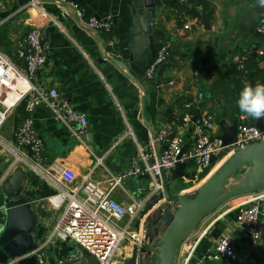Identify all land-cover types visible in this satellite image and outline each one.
Masks as SVG:
<instances>
[{
	"label": "crops",
	"instance_id": "crops-1",
	"mask_svg": "<svg viewBox=\"0 0 264 264\" xmlns=\"http://www.w3.org/2000/svg\"><path fill=\"white\" fill-rule=\"evenodd\" d=\"M29 1L7 0L6 7L0 9V49L20 65L22 61L17 55L20 38L32 26L47 22L44 17H32V11L27 9ZM169 1L156 0L150 41L141 20L146 10L144 0H66L61 2L69 11L66 17L61 15L57 0H44V7L61 26L55 23L44 26L48 31L45 43L48 61L39 71V83L56 87L60 97L88 116L86 144L75 139L46 105L37 106L31 117L45 142L46 158L62 160L76 173L78 181L90 177L107 185L113 176L121 177L138 156L139 147L146 148L151 133H157L172 122L176 123L175 127L166 140L159 143V148L177 135L185 137L186 149L191 148L193 123L183 124L172 118L187 113L199 93L204 94L201 113L213 117L215 133L223 135V127H232L236 122L255 124L259 120L240 111L237 100L245 84H264V59L256 54L257 49L264 47V34L257 30L264 20V0H195L190 4L192 13L185 16L179 15ZM71 3H75L86 17L109 19L111 29L96 30L85 26ZM203 17L211 29L205 27ZM185 23L190 27L186 29ZM162 41L170 43V55L159 66L154 76L157 81L153 82L154 79H148L145 73ZM104 43L108 46V55L119 63L104 57ZM240 56L253 58L255 62L247 82L240 77ZM99 58L106 62H100ZM172 79L178 81L177 86L169 84ZM15 116L20 120L14 113L3 128V133L11 140L16 128ZM60 146L66 147V156L57 151ZM238 153L227 148L207 170L199 169L191 161L185 168L190 177L174 178L169 172L166 180L170 191L173 189L186 201L188 194L194 191L203 194L220 173L238 159ZM0 158L4 168H8V155L0 152ZM26 174L25 194L33 198L37 214L35 230L31 233L39 248L37 252L43 253L49 264L51 260L72 256L76 252L74 243L60 241L53 234L63 208L53 207L47 197L59 188L35 172L26 171ZM160 181L159 188H163L164 196L158 202L153 196L159 194V188L153 187L149 175L123 178L113 192L114 198L126 206L131 203V197L145 201L141 218L134 223L144 231L143 264H161L170 231L187 206L183 202L173 210L172 202H166L163 179ZM164 202L168 205L164 206ZM162 205L164 207L160 208ZM220 212L215 211L206 218ZM216 227L221 233L228 232L238 250L252 262L264 264V241L251 245L245 230L235 224L233 215L224 217ZM216 239L211 233L200 243L195 257L202 260L201 264H231L215 252ZM132 255L133 249L126 242L113 264H131ZM65 263L90 264L88 258Z\"/></svg>",
	"mask_w": 264,
	"mask_h": 264
},
{
	"label": "built area",
	"instance_id": "built-area-1",
	"mask_svg": "<svg viewBox=\"0 0 264 264\" xmlns=\"http://www.w3.org/2000/svg\"><path fill=\"white\" fill-rule=\"evenodd\" d=\"M66 0H57L61 15L69 14L65 8ZM188 2V0H180ZM44 0H30L27 9L32 11V17H44L47 23L61 26L58 19L43 5ZM7 0H0V9L6 7ZM66 4V3H65ZM77 15L82 23L96 30H110L112 22L96 16L86 17L75 4ZM41 26L35 25L23 35L18 42L17 55L22 61L18 64L0 49V152L8 155L9 167L0 177V188L10 175V169L22 166L24 170L35 172L46 180H50L59 190L48 196L47 201L55 208H63L53 230L55 238L60 241H72L76 252L60 259L62 264L71 260L88 258L86 252L94 255L99 264H113L114 258L124 245L133 249L131 264H143L145 256L144 231L134 223L141 218L145 201L131 197V203L124 205L114 198L113 192L120 185V180L126 177L149 175L154 188H159L162 171L170 172L180 161L190 159L201 170H207L213 163V157H220L227 148L236 152L264 146V130L254 123L240 122L237 140L230 146H225L221 135L214 132L215 121L210 115L196 116L186 114L182 123H193V146L186 149V139L177 135L162 148L160 155L156 150V142L165 141L169 131L175 127V122L163 127L148 140L146 148L139 147V154L131 162V166L121 177H115L104 185L90 177L77 180L76 173L62 160H48L45 153V142L36 131L31 113L39 105H46L57 121L62 123L71 135L85 143V134L89 126L88 116L77 111L70 101L60 97L56 87H47L39 83L38 74L48 61V53L43 43ZM184 27H190L185 23ZM257 30L264 34V20ZM256 54L264 59V47L256 50ZM170 55V43L162 41L155 56L146 70L148 79L154 78L160 65ZM247 56L238 58V69H244ZM171 86H177L178 81H169ZM204 98L199 93L195 99L199 103ZM24 103L28 115L16 126L13 139L3 133V128L14 115L19 105ZM86 144V143H85ZM181 155V157H180ZM214 215V214H213ZM227 215L234 216V222L242 227L251 245L264 241V188L243 194L234 199L229 207L212 217L205 218L179 245L175 264H201L202 260L195 257L196 251L205 237L210 235L216 225ZM7 221L6 212L0 210V231ZM214 250L219 255L231 261V264H257L238 250L235 241L228 232L221 233L215 242ZM38 264H49L43 253L37 252ZM6 264H12L8 262Z\"/></svg>",
	"mask_w": 264,
	"mask_h": 264
},
{
	"label": "water",
	"instance_id": "water-1",
	"mask_svg": "<svg viewBox=\"0 0 264 264\" xmlns=\"http://www.w3.org/2000/svg\"><path fill=\"white\" fill-rule=\"evenodd\" d=\"M165 1V0H164ZM146 10L141 16L145 32L148 34V39L152 41V33L154 26L152 25L153 18L156 16L157 2L156 0H144ZM203 23L207 29H211V25L207 23L203 17ZM43 43L48 40V31L43 28ZM105 49V58L113 60L117 63L116 58L108 55V46L103 44ZM100 62H106L103 58L98 59ZM145 96L146 90L140 84ZM196 120V116L193 117ZM18 117L15 116V125L17 126ZM261 130H264V121L259 119L256 123ZM239 123L236 122L232 127L224 126V133L221 135L225 146L232 145L238 136ZM153 139L156 138V133H151ZM157 154L160 155L158 143L155 144ZM57 151L66 156V147L60 146ZM238 159L224 169L214 184L206 189V191L197 197L195 200L186 201L185 197L178 194L171 195L170 187L166 180V175L169 172L162 171V179L167 199L171 202L180 200L187 206L180 213L175 223V226L170 231L169 237L162 251L161 264H175L176 255L180 243L197 227L201 219L207 212L213 211L221 207L226 202L240 195L258 191L264 188V146L252 148L246 151H241L238 154ZM181 157V155H180ZM215 160V157H213ZM191 163L190 159L180 161L176 164L171 175L174 178L181 176L190 177L189 173L185 172L186 166ZM2 163L0 158V177L5 173L7 168ZM245 168L243 177L231 189L225 190V186L230 182L231 176L241 169ZM26 171L22 166H17L11 171L9 177L0 188V210L4 209L7 216L6 226L0 231V264L12 262L16 264H38L37 251L38 245L35 243L31 233L35 230L37 214L34 211L33 198L25 194L27 186ZM163 211L162 209H160ZM221 233L219 227H215L212 231L214 236ZM30 254V255H28ZM88 255L90 264H99L96 256ZM28 255V256H26ZM59 261L51 260L52 264H60ZM73 264V263H62Z\"/></svg>",
	"mask_w": 264,
	"mask_h": 264
},
{
	"label": "trees",
	"instance_id": "trees-1",
	"mask_svg": "<svg viewBox=\"0 0 264 264\" xmlns=\"http://www.w3.org/2000/svg\"><path fill=\"white\" fill-rule=\"evenodd\" d=\"M168 3L170 6L174 7L177 10L179 15L184 14V16H185L186 14L192 13V9L190 8V4L195 3V0H188V2H186V3L181 2L180 0H170ZM253 60H254L253 58L252 59L247 58V60L245 61L244 69H239L240 77L245 82H247V79L249 77V74L251 72L252 67L255 66V62ZM151 79H154V78H151ZM152 81L156 82L157 80L155 78ZM193 103H194L193 106L191 107V109L187 113L179 115L177 118L173 117L172 120H174L176 122H181L183 120L184 116L188 113L191 114L192 116H197L199 118L201 116L205 115V114L201 113V109L203 108V105H204L203 100H201L199 103H196V102H193ZM15 113L18 114L20 117V120L18 121V123H19L23 118H25L28 115V113L26 111V105L24 103L19 105L17 107Z\"/></svg>",
	"mask_w": 264,
	"mask_h": 264
},
{
	"label": "clouds",
	"instance_id": "clouds-1",
	"mask_svg": "<svg viewBox=\"0 0 264 264\" xmlns=\"http://www.w3.org/2000/svg\"><path fill=\"white\" fill-rule=\"evenodd\" d=\"M240 111L256 119H264V84H245L237 100Z\"/></svg>",
	"mask_w": 264,
	"mask_h": 264
},
{
	"label": "rangeland",
	"instance_id": "rangeland-1",
	"mask_svg": "<svg viewBox=\"0 0 264 264\" xmlns=\"http://www.w3.org/2000/svg\"><path fill=\"white\" fill-rule=\"evenodd\" d=\"M244 170H245V168H243V169H241L240 171H237V172H235L232 176H231V178H230V183H231V185L230 186H228L226 189L228 190V188H230V187H232V186H234L235 184H237L240 180H241V178H242V176H243V173H244ZM159 194L158 195H155V196H153V200L154 201H156V202H158L161 198H163V196H164V194H163V188L162 187H160L159 189ZM201 192L202 191H194L192 194H188V199L189 200H195L197 197H199L200 195H201ZM148 193H149V191H148ZM147 193V194H148ZM173 194H178V193H175L174 192V190L172 189V191H171V195H173ZM179 196H180V194H178ZM166 198V197H165ZM234 199H236V198H234ZM234 199H231L230 201H228V202H226L225 204H223L221 207H218L217 209H215V210H213V211H209V212H207L206 213V215L201 219V221H200V223L209 215V214H211V213H213V212H215L216 211V213L219 211H222L223 209L222 208H225V207H229L230 205H231V203H232V201L234 200ZM167 201H169V199H167L166 198V202ZM165 203V202H164ZM181 204H182V202L180 201V200H176V201H174V202H172V208H173V210H176V207L177 206H179V207H181ZM167 206L168 204H164V206ZM163 205L160 207V208H162V207H164ZM200 223H198V225L200 224ZM85 259H87V257L85 258Z\"/></svg>",
	"mask_w": 264,
	"mask_h": 264
}]
</instances>
